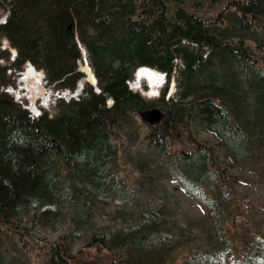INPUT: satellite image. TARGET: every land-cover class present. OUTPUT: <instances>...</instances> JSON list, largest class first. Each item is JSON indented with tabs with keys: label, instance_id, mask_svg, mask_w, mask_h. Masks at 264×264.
Here are the masks:
<instances>
[{
	"label": "trees",
	"instance_id": "16d2710c",
	"mask_svg": "<svg viewBox=\"0 0 264 264\" xmlns=\"http://www.w3.org/2000/svg\"><path fill=\"white\" fill-rule=\"evenodd\" d=\"M218 1L0 0V11L7 12L0 38L16 51L9 62L10 52L0 50V60L8 63L0 66V87L10 85L7 71L30 64L57 91H73L82 77L81 49L96 79V89L86 84L77 100H58L53 117L46 111L33 117L0 91V237L15 229L23 208H58L57 200L72 204L75 196L100 189L117 160L111 137L128 121L149 127L139 116L144 110L158 108L171 130L192 121L228 152H240L245 96L238 86L245 93L247 85L257 84L264 97V0H229L212 17L201 15L199 9ZM227 63L231 68L221 69ZM142 66L167 80L175 75V97L165 101L167 86L151 102L133 92L134 70ZM145 139L147 152L160 151L182 163L180 168L207 164L223 181L209 149L197 144L172 151L156 130ZM71 177L78 181L67 187ZM207 198L215 209L217 203ZM96 244L105 248L102 239ZM46 248V264H69L57 244ZM107 253L115 264L117 257Z\"/></svg>",
	"mask_w": 264,
	"mask_h": 264
},
{
	"label": "rangeland",
	"instance_id": "374dc122",
	"mask_svg": "<svg viewBox=\"0 0 264 264\" xmlns=\"http://www.w3.org/2000/svg\"><path fill=\"white\" fill-rule=\"evenodd\" d=\"M228 1L219 0L199 12L212 17ZM173 8L167 5L169 13ZM6 16L1 10L0 23ZM5 49L11 62L15 49L0 38V50ZM228 63L221 69H230ZM7 65L0 60L1 67ZM26 68L24 64L20 70L6 72L10 85L0 91L25 89L19 96H10L12 101L28 98V87L22 81ZM42 74L38 84L47 88V98L41 102V93L35 94L29 102H34H30L33 114L41 108L53 117L58 100H70L69 91L58 92ZM134 79L131 89L149 102L159 100L166 86L165 101L177 92L175 75L164 79L167 83L155 97H151L149 85ZM247 86L245 93L238 86L245 96L238 119L243 131L238 146L242 153L228 152L218 137L189 120L172 130L163 122L147 127L128 121L110 139L117 146V160L109 166L101 188L75 196L72 204L57 200L58 208H23L13 223L15 229H6L7 234L0 237V264H46L51 252L46 247L54 244L69 264H111L108 251L117 257L115 264H264V97L260 96L261 86ZM255 93L261 99L253 100ZM19 97L22 99L17 100ZM152 130L167 137L172 151L197 144L209 149L223 181L207 164L188 163L180 168L182 163L169 160L160 151L147 152L145 137ZM74 181L78 179L71 177L66 186ZM207 196L217 203L215 209L207 205ZM99 239L104 240V249L92 245Z\"/></svg>",
	"mask_w": 264,
	"mask_h": 264
},
{
	"label": "bare ground",
	"instance_id": "6f19581e",
	"mask_svg": "<svg viewBox=\"0 0 264 264\" xmlns=\"http://www.w3.org/2000/svg\"><path fill=\"white\" fill-rule=\"evenodd\" d=\"M5 19H6V17H5ZM84 54H85V58L84 57L82 58L81 69L83 70V72H85L87 74L88 79H89L90 84H91L90 86L94 87V89H96L95 76H93V73L90 70L88 63L86 61V52H84ZM26 67H27L26 72L24 74V78L22 81L25 83L26 87H28V89L30 90V93H31L30 100L33 101L32 96H34L35 94L41 93L40 83L38 84V82L41 81L43 74H42V72H39L36 74V72H38V71L30 64H27ZM133 78H135L134 80H136L138 82L144 81L147 85L150 86L149 89H151V97H155L158 93V90L161 89L167 82V81L164 82V79H166V76L163 73L157 72V71H155L151 68H148V67L139 68L137 70V72L134 71ZM83 90H84V87H82V85L80 84L79 87L74 90L75 92L73 91L74 93L68 92L67 95H69V96L75 95V97H73V98L70 97L69 99H75L76 100V99H78L79 96H81ZM79 92H80V94H79ZM95 92L99 93L97 90H95ZM111 104H109L108 107H110Z\"/></svg>",
	"mask_w": 264,
	"mask_h": 264
},
{
	"label": "water",
	"instance_id": "95a60500",
	"mask_svg": "<svg viewBox=\"0 0 264 264\" xmlns=\"http://www.w3.org/2000/svg\"><path fill=\"white\" fill-rule=\"evenodd\" d=\"M2 23V22H1ZM0 23V24H1ZM16 52V51H15ZM135 71V70H134ZM78 72H80L82 74V77L77 81L75 88L77 89L79 87V85L81 84L82 87H84L86 84L91 85L90 81L88 79V76L85 72H83L82 69H79ZM94 76V74H93ZM93 86V85H92ZM81 90V89H80ZM74 91V90H73ZM73 91H69L70 93ZM75 92V91H74ZM73 92V93H74ZM80 94V92H79ZM78 94V95H79ZM77 95V96H78ZM73 98L75 97V95H71L69 96V98ZM111 104V103H110ZM141 120L147 124H149L150 126H155L159 123L162 122L163 120V113L158 109V108H152V109H148V110H144L139 114Z\"/></svg>",
	"mask_w": 264,
	"mask_h": 264
}]
</instances>
